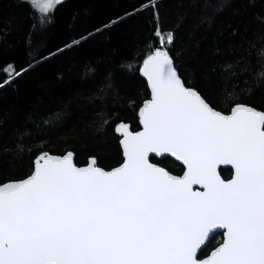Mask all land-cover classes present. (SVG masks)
Instances as JSON below:
<instances>
[{
    "label": "snow or ice",
    "instance_id": "6c2138e0",
    "mask_svg": "<svg viewBox=\"0 0 264 264\" xmlns=\"http://www.w3.org/2000/svg\"><path fill=\"white\" fill-rule=\"evenodd\" d=\"M26 3L31 47L64 0ZM160 8L161 0H143L127 14L152 13L151 43L132 56L150 89L136 111L140 130L99 113L100 128L119 121L118 166L106 169L95 154L79 166L73 151L54 155L40 145L27 174L0 177V264H264V97L257 107L240 87L254 71L264 79V47L258 71L250 50L225 67L219 92L228 110H218L181 75L172 55L175 31L165 29ZM2 56L0 90L35 67L31 53L26 67ZM221 165L231 166L230 179L222 178Z\"/></svg>",
    "mask_w": 264,
    "mask_h": 264
},
{
    "label": "trees",
    "instance_id": "16d2710c",
    "mask_svg": "<svg viewBox=\"0 0 264 264\" xmlns=\"http://www.w3.org/2000/svg\"><path fill=\"white\" fill-rule=\"evenodd\" d=\"M142 2L64 0L53 22L29 47L27 34L33 21L28 3L0 0L3 61L26 67L31 53L35 65L15 84L0 90V177L27 174L40 145L54 155L73 151L79 166L92 154L106 169L118 166L122 154L113 128L119 121L100 128L99 113L119 117L134 131L139 128L137 107L149 97V91L139 75V62H133L132 56L151 43L152 13L127 14L139 9ZM160 15L165 29L175 31L172 55L183 78L198 86L218 110L227 111L219 92L225 67L250 50L248 59L259 70L257 50L264 47V0H161ZM120 18L122 22L108 30L63 54L58 52L74 39L88 37L89 32ZM89 68L94 72H88ZM4 78L0 74V83ZM243 79L248 83L240 87L250 90L259 107L264 79L255 71ZM220 172L223 179L230 178V170ZM220 239L217 236L210 248Z\"/></svg>",
    "mask_w": 264,
    "mask_h": 264
},
{
    "label": "water",
    "instance_id": "95a60500",
    "mask_svg": "<svg viewBox=\"0 0 264 264\" xmlns=\"http://www.w3.org/2000/svg\"><path fill=\"white\" fill-rule=\"evenodd\" d=\"M139 75H140V77L146 82V85H147V81H146V78H144L143 76H142V74L139 72ZM148 91H149V96H150V89L148 88ZM149 98V97H148ZM128 124V123H127ZM130 125V124H129ZM138 126H139V128H138V130H140V125H139V120H138ZM118 143H119V141H118ZM119 146H120V144H119ZM120 149H121V154H122V148H121V146H120ZM81 166H84V165H81ZM230 170L231 171V175H230V178H231V176H232V169H231V166L230 165H221L220 166V169H219V171L220 170ZM229 178V179H230Z\"/></svg>",
    "mask_w": 264,
    "mask_h": 264
}]
</instances>
